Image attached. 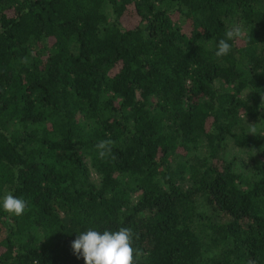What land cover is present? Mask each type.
I'll use <instances>...</instances> for the list:
<instances>
[{
	"label": "trees",
	"instance_id": "obj_1",
	"mask_svg": "<svg viewBox=\"0 0 264 264\" xmlns=\"http://www.w3.org/2000/svg\"><path fill=\"white\" fill-rule=\"evenodd\" d=\"M8 193L0 264L121 227L136 264H264V0H0Z\"/></svg>",
	"mask_w": 264,
	"mask_h": 264
},
{
	"label": "clouds",
	"instance_id": "obj_2",
	"mask_svg": "<svg viewBox=\"0 0 264 264\" xmlns=\"http://www.w3.org/2000/svg\"><path fill=\"white\" fill-rule=\"evenodd\" d=\"M241 35L238 26L226 31L225 39L219 40L214 55L223 57L231 51L228 41ZM249 133L256 135L257 129L250 128ZM110 140L100 141L96 147L100 158L111 152ZM27 207L25 199L11 193L0 195V210L13 216H21ZM76 238L71 242L73 255L77 260L82 259L83 264H136L134 253L138 251L133 247V234L130 228L121 227L118 230L98 231L89 228L85 231L75 232Z\"/></svg>",
	"mask_w": 264,
	"mask_h": 264
},
{
	"label": "rangeland",
	"instance_id": "obj_3",
	"mask_svg": "<svg viewBox=\"0 0 264 264\" xmlns=\"http://www.w3.org/2000/svg\"><path fill=\"white\" fill-rule=\"evenodd\" d=\"M129 22V21H128ZM129 24H132V23H129Z\"/></svg>",
	"mask_w": 264,
	"mask_h": 264
}]
</instances>
